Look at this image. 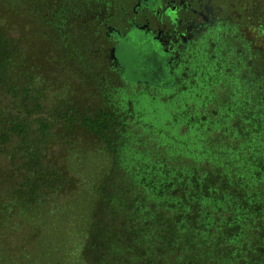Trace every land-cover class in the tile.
Returning <instances> with one entry per match:
<instances>
[{
  "label": "trees",
  "instance_id": "obj_1",
  "mask_svg": "<svg viewBox=\"0 0 264 264\" xmlns=\"http://www.w3.org/2000/svg\"><path fill=\"white\" fill-rule=\"evenodd\" d=\"M121 1L0 0V264H264V0L172 57Z\"/></svg>",
  "mask_w": 264,
  "mask_h": 264
},
{
  "label": "flooded vegetation",
  "instance_id": "obj_2",
  "mask_svg": "<svg viewBox=\"0 0 264 264\" xmlns=\"http://www.w3.org/2000/svg\"><path fill=\"white\" fill-rule=\"evenodd\" d=\"M123 1L129 5L121 1V11L115 14L118 22L124 24L123 29H117L118 34L124 33L126 41L138 39L141 43L148 37L171 57L179 46L197 39L210 28L223 27L236 14V17L242 15L237 9L243 6L242 0ZM128 47L125 45V49ZM116 49V46L111 49V57L119 64Z\"/></svg>",
  "mask_w": 264,
  "mask_h": 264
},
{
  "label": "rangeland",
  "instance_id": "obj_3",
  "mask_svg": "<svg viewBox=\"0 0 264 264\" xmlns=\"http://www.w3.org/2000/svg\"><path fill=\"white\" fill-rule=\"evenodd\" d=\"M233 1H235V2H237V0H233ZM247 1H250V0H247ZM246 5H248V3L246 2ZM231 10H233V9H231ZM238 11H241V13H242V15H240V16H238V17H236L237 16V14L232 18V20L234 21V23L236 22V20L238 21V23H239V25L240 26H243V23L245 24V22L247 21V17H248V14H246L247 13V10H245V12H244V9H242V8H239V9H237ZM235 12V11H234ZM244 13V14H243ZM239 18V19H238ZM124 24H122V22H120V23H118L117 24V27H118V29H123L124 28V26H123ZM60 149H61V145H53L51 148H50V153H52V152H54V153H56L57 155L59 154V152H60ZM63 153H65L66 155L67 154H70V152H68V153H66V151H64ZM92 159L91 158V156L87 153L86 155H82V157H81V160L79 161V164L78 165H76V164H74L73 165V168L72 169H74V170H76V171H80L79 170V168L81 167V170H83V171H90L91 169H92V165H91V163H90V160ZM89 162V163H88ZM79 165H81V166H79ZM9 167V164H8V162H7V160H6V158H5V156H1L0 155V168H8ZM74 189L75 190H77L78 191V189H79V187H74ZM74 189H72V190H74ZM76 191V192H77ZM69 194L70 193H74L75 191H67ZM63 194L62 196H65L66 198L68 197L67 195H69V194ZM62 205L63 206H61V209H64V207L66 208V211H70V212H74V210H76V211H79L81 208H83V206L82 205H80L77 201L75 202V201H73V200H71V201H69L68 203L67 202H62ZM67 216V214L64 216L63 215V218L62 219H64L65 217ZM33 232V231H36V230H34V228L32 229V230H29V232ZM64 234H65V229H64V227H63V225L60 227V233H59V238H58V242L60 243V240H63L64 238H63V236H64ZM30 235H31V233H30ZM31 237V236H30ZM33 237V239H32V242L35 240V237L34 236H32ZM54 237H52V238H48V237H46L45 239H49V240H51L52 242H53V245L54 244H58V242H57V240H54L53 239ZM71 241H72V239H70ZM19 247V246H18ZM42 247V243H40V242H38L37 244H35L34 246H31V247H29L28 248V252L29 253H31V255L32 254H34L35 253V250H39L40 248ZM71 249L69 250V252H73V251H75L76 249L74 248V247H70ZM18 252V251H17ZM18 255H19V252L17 253ZM20 256V255H19ZM71 258H74V255H71L70 256ZM19 259H22V258H20L19 257Z\"/></svg>",
  "mask_w": 264,
  "mask_h": 264
}]
</instances>
